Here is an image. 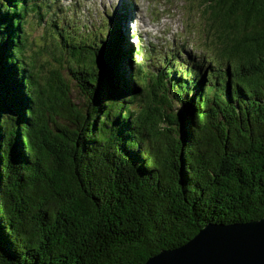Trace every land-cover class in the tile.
<instances>
[{"label":"trees","instance_id":"obj_1","mask_svg":"<svg viewBox=\"0 0 264 264\" xmlns=\"http://www.w3.org/2000/svg\"><path fill=\"white\" fill-rule=\"evenodd\" d=\"M199 1L207 59L150 70L120 16L97 42L53 21L66 57L42 76V0H0V264H143L263 215L264 0Z\"/></svg>","mask_w":264,"mask_h":264},{"label":"rangeland","instance_id":"obj_2","mask_svg":"<svg viewBox=\"0 0 264 264\" xmlns=\"http://www.w3.org/2000/svg\"><path fill=\"white\" fill-rule=\"evenodd\" d=\"M123 3L127 5V9L120 16L116 12ZM199 3V0H42L43 10L40 14L44 12L45 18L38 20L34 13L26 25L30 45L27 55L36 61L42 76H46L54 65H62L66 57L54 43L52 33H48L53 28V21H56L58 26L67 25L66 31H69L71 37L87 35V40L97 42L107 35V16L111 19L120 16L118 26L124 34L123 38L134 46L138 37L143 41L138 42L139 46L151 49V54L145 61L150 64V70L155 69V57L162 53L167 56L171 53L175 56V53H178L181 59L178 65H181L183 58L197 59L208 55L199 31ZM48 6L49 10H46ZM132 33L134 36L131 37ZM34 50L38 53H34ZM60 56H63L62 61L58 60ZM69 82L72 100L81 105L83 98L78 87L74 85V81Z\"/></svg>","mask_w":264,"mask_h":264},{"label":"water","instance_id":"obj_3","mask_svg":"<svg viewBox=\"0 0 264 264\" xmlns=\"http://www.w3.org/2000/svg\"><path fill=\"white\" fill-rule=\"evenodd\" d=\"M143 264H264V213L243 222H209L185 243Z\"/></svg>","mask_w":264,"mask_h":264},{"label":"snow or ice","instance_id":"obj_4","mask_svg":"<svg viewBox=\"0 0 264 264\" xmlns=\"http://www.w3.org/2000/svg\"><path fill=\"white\" fill-rule=\"evenodd\" d=\"M2 24H3V18L0 17V25H2Z\"/></svg>","mask_w":264,"mask_h":264}]
</instances>
